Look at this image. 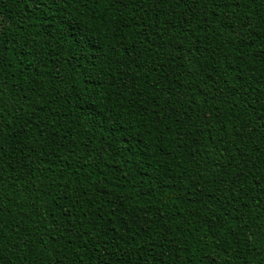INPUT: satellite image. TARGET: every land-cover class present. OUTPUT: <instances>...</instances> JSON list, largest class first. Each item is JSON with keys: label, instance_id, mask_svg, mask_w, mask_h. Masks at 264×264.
<instances>
[{"label": "trees", "instance_id": "trees-1", "mask_svg": "<svg viewBox=\"0 0 264 264\" xmlns=\"http://www.w3.org/2000/svg\"><path fill=\"white\" fill-rule=\"evenodd\" d=\"M119 2L0 0V264H264V0Z\"/></svg>", "mask_w": 264, "mask_h": 264}, {"label": "snow or ice", "instance_id": "snow-or-ice-1", "mask_svg": "<svg viewBox=\"0 0 264 264\" xmlns=\"http://www.w3.org/2000/svg\"><path fill=\"white\" fill-rule=\"evenodd\" d=\"M69 3H71V0H68ZM129 5H131V9H134L136 7L135 0H124L123 7L125 10H130ZM80 6L81 13L88 12V13H96L94 18V23L88 25L89 30L96 29V22H99L101 25V29L103 27H108V25L104 22L105 16L108 12H111L113 8L119 9L121 7V4L119 0H82V5ZM98 10V11H97ZM71 19V17H69ZM111 19V17H109ZM125 26H127V20L124 21ZM119 27V25H117ZM109 31L111 29L109 28ZM92 34L95 35L96 32L92 31ZM51 35V33H50ZM53 39H58V36H53ZM101 53H104V48H101L99 50ZM107 53H105L106 55ZM251 60L250 62L253 63L258 68L264 67V45H261L260 48H253L252 52L250 53ZM4 62V51L0 50V65H2ZM261 75H264V72H261ZM7 122H0V138L4 135V127L6 126ZM262 124H264V120H262ZM264 143V141H262ZM2 150V149H0ZM264 151V150H261ZM257 154L259 155L260 152L258 151ZM3 248V242L2 238H0V249ZM261 255H264V252L261 253ZM212 264H215V260H212Z\"/></svg>", "mask_w": 264, "mask_h": 264}]
</instances>
